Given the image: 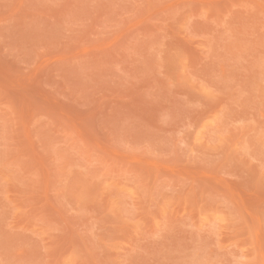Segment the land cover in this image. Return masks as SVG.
<instances>
[{"label": "rangeland", "instance_id": "374dc122", "mask_svg": "<svg viewBox=\"0 0 264 264\" xmlns=\"http://www.w3.org/2000/svg\"><path fill=\"white\" fill-rule=\"evenodd\" d=\"M0 264H264V0H0Z\"/></svg>", "mask_w": 264, "mask_h": 264}]
</instances>
